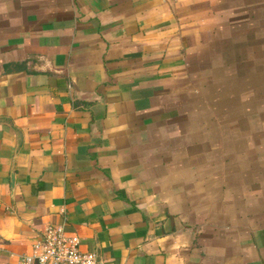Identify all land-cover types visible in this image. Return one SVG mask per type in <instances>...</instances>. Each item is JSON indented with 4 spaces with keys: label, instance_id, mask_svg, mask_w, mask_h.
<instances>
[{
    "label": "crops",
    "instance_id": "1",
    "mask_svg": "<svg viewBox=\"0 0 264 264\" xmlns=\"http://www.w3.org/2000/svg\"><path fill=\"white\" fill-rule=\"evenodd\" d=\"M54 225L264 264V0H0V264Z\"/></svg>",
    "mask_w": 264,
    "mask_h": 264
},
{
    "label": "built area",
    "instance_id": "2",
    "mask_svg": "<svg viewBox=\"0 0 264 264\" xmlns=\"http://www.w3.org/2000/svg\"><path fill=\"white\" fill-rule=\"evenodd\" d=\"M77 235L67 234L62 225L48 226L32 245L30 254L19 258V264H102L95 253L80 250Z\"/></svg>",
    "mask_w": 264,
    "mask_h": 264
},
{
    "label": "water",
    "instance_id": "3",
    "mask_svg": "<svg viewBox=\"0 0 264 264\" xmlns=\"http://www.w3.org/2000/svg\"><path fill=\"white\" fill-rule=\"evenodd\" d=\"M96 257H97V260L99 261V254L98 253L96 254Z\"/></svg>",
    "mask_w": 264,
    "mask_h": 264
}]
</instances>
